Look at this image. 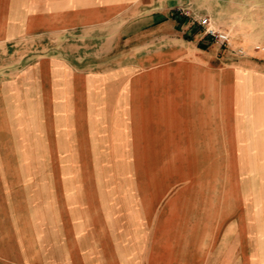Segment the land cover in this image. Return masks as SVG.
<instances>
[{
    "label": "crops",
    "instance_id": "crops-1",
    "mask_svg": "<svg viewBox=\"0 0 264 264\" xmlns=\"http://www.w3.org/2000/svg\"><path fill=\"white\" fill-rule=\"evenodd\" d=\"M181 7L232 34L233 49L184 32L194 21ZM205 8L236 10L219 23ZM261 9L0 0V51L77 43L0 78V151L33 134L61 157L35 183L3 175L0 264H264Z\"/></svg>",
    "mask_w": 264,
    "mask_h": 264
},
{
    "label": "rangeland",
    "instance_id": "rangeland-1",
    "mask_svg": "<svg viewBox=\"0 0 264 264\" xmlns=\"http://www.w3.org/2000/svg\"><path fill=\"white\" fill-rule=\"evenodd\" d=\"M226 12V15H231L230 13L235 11L233 8H205L203 9V14L210 15L213 20L221 23L217 17L219 11ZM248 9H246L247 11ZM264 10V9H261ZM192 16L190 18L180 17V19H191L194 21V24L187 23L182 27L184 32L193 34V36H199L200 41L205 42L209 46H216L221 52L226 50H232V34L230 35V43L227 46H221L211 39L207 38L204 35L203 28L198 24V17L193 13L191 9ZM225 15V17H226ZM204 18V17H202ZM189 37V36H188ZM74 40H67L65 44L62 41H58L57 36H47L43 38H33L24 42L17 47L7 50L5 52L0 51V78L8 77L25 67L26 64L30 63V60H34L40 56H55L57 50H66L69 47H74ZM242 50V49H241ZM239 51V50H238ZM236 51V52H238ZM238 54V53H237ZM25 121V119H23ZM28 130V128L26 127ZM22 143V144H21ZM21 143L17 142L15 144L16 150L14 147L3 145V147H13L11 150H1L0 151V182L2 181L3 175L11 176L13 182L18 183L19 176L30 177V182L35 183L39 181V177L45 176L47 173L54 175L56 170H59L58 167H55L60 159L59 153L55 149L50 148L45 150L40 135H23L21 137ZM2 165H11V167H1ZM20 165H23L20 167ZM49 165V166H48ZM42 180V179H41Z\"/></svg>",
    "mask_w": 264,
    "mask_h": 264
},
{
    "label": "built area",
    "instance_id": "built-area-1",
    "mask_svg": "<svg viewBox=\"0 0 264 264\" xmlns=\"http://www.w3.org/2000/svg\"><path fill=\"white\" fill-rule=\"evenodd\" d=\"M177 14L180 17L190 18L192 16L191 7H181L177 9ZM198 24L203 28L204 35L211 39L212 41L216 42L221 46H227L230 43V35L229 33L223 32L218 29L214 23L212 22L211 18L204 17L197 19ZM240 55L244 54L243 50H239L237 52Z\"/></svg>",
    "mask_w": 264,
    "mask_h": 264
},
{
    "label": "trees",
    "instance_id": "trees-1",
    "mask_svg": "<svg viewBox=\"0 0 264 264\" xmlns=\"http://www.w3.org/2000/svg\"><path fill=\"white\" fill-rule=\"evenodd\" d=\"M184 20H185V19L183 18V19H181L180 21L183 22ZM201 46L204 47V45H201Z\"/></svg>",
    "mask_w": 264,
    "mask_h": 264
}]
</instances>
